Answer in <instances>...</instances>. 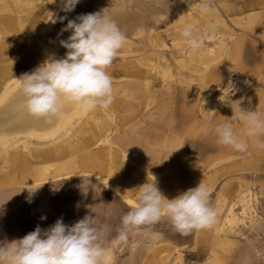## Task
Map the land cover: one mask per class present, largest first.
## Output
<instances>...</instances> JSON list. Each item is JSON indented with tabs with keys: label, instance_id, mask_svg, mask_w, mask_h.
<instances>
[{
	"label": "rangeland",
	"instance_id": "374dc122",
	"mask_svg": "<svg viewBox=\"0 0 264 264\" xmlns=\"http://www.w3.org/2000/svg\"><path fill=\"white\" fill-rule=\"evenodd\" d=\"M58 5L0 0V98L48 56L65 55L59 41L70 33H58L67 20L51 23L52 13L74 19L104 12L126 36L107 69L122 72L111 76L125 83H113L125 91H114L111 105H126V93L122 114H135L122 126L120 108L76 106L53 136L0 133V203L9 199L0 209V240L22 238L59 218L71 225L91 208L103 221L102 203H111L104 264H264V148L245 137L248 151L237 152L211 130L226 120L238 133L244 127L236 103L221 101L229 85L233 102L264 115V0H80L70 13ZM186 25L204 39L191 55L180 35ZM18 64L26 69L15 70ZM154 179L167 199L202 181L216 211L212 227L182 235L164 216L118 242L120 216L135 206L139 183Z\"/></svg>",
	"mask_w": 264,
	"mask_h": 264
},
{
	"label": "clouds",
	"instance_id": "9594fccd",
	"mask_svg": "<svg viewBox=\"0 0 264 264\" xmlns=\"http://www.w3.org/2000/svg\"><path fill=\"white\" fill-rule=\"evenodd\" d=\"M79 3L80 0H59L58 6L64 13H70ZM201 11L207 13V6H202ZM65 20L66 25L58 33V36L70 33L67 39L59 41L60 46L66 49L65 55L60 58L48 56L18 79L26 111L34 117L46 118L50 123L66 118L68 105L84 110L110 107L114 101V86L107 69L126 41L116 20L104 12L80 14L74 19L52 13L49 19L51 23H63ZM180 35L185 40L189 55L204 45L202 35H197L192 25L184 26ZM229 87L227 97L221 101L231 107L236 103L244 127L238 133L233 123L227 120L212 126L218 143L245 153L249 147L245 140L247 137L254 139L257 147L264 148V115L257 110L242 109L240 101L233 102L234 88L232 85ZM209 130L210 123L205 122L202 131L207 134ZM81 187L87 195L88 183L84 182ZM137 190L135 206L120 216V224L115 229V239L120 243H127L130 234H136L145 226L156 225L164 216L172 229L182 235L210 228L215 222L216 211L210 205L209 190L202 181L172 199L165 198L155 179L142 184ZM100 193L95 191V196L99 197ZM8 200L0 203V209ZM102 204L103 221L91 208L89 214L71 225L59 218L46 229L37 225L22 238L0 240V264H104L107 256L105 245L113 232V226L108 221L115 210L109 206L111 203Z\"/></svg>",
	"mask_w": 264,
	"mask_h": 264
},
{
	"label": "bare ground",
	"instance_id": "6f19581e",
	"mask_svg": "<svg viewBox=\"0 0 264 264\" xmlns=\"http://www.w3.org/2000/svg\"><path fill=\"white\" fill-rule=\"evenodd\" d=\"M24 69H26L24 65L15 68V70H20V72ZM19 86L20 82L15 85L14 92H6L0 98V133L4 136L2 138L10 139L9 134L15 130L29 132L27 134H33V136L38 137H40L38 134V131L40 130L46 131V136H53L55 134L53 130L66 124L71 117H73V114L75 115L74 110L76 105H68L66 107V118L54 120L51 123L48 122L46 118H39L30 115L24 107L25 98L19 91Z\"/></svg>",
	"mask_w": 264,
	"mask_h": 264
},
{
	"label": "crops",
	"instance_id": "0c3cea01",
	"mask_svg": "<svg viewBox=\"0 0 264 264\" xmlns=\"http://www.w3.org/2000/svg\"><path fill=\"white\" fill-rule=\"evenodd\" d=\"M219 43V45H223V43L222 42H218ZM20 66V65H19ZM25 66V65H24ZM107 71H110V70H107ZM111 72V71H110ZM119 72V71H118ZM121 73L122 72H119V73H117V71L115 70V72H114V70L111 72V73H109L110 75H112V76H115V75H121ZM135 73H137V72H135ZM137 75V74H136ZM113 83H115V85H119V84H121L122 85V87H124L123 86V84H125V83H123V81H121V82H113ZM116 86V87H117ZM115 87V88H116ZM121 91V93H123L124 91H125V89H123V90H121V87L119 88V89H114V91ZM127 92V91H126ZM134 92V95H139V86H136L135 85V90L133 91ZM125 97L127 96V94L125 93V95H124ZM124 97V101L123 102H125L126 103V105H124V104H122L121 106H119V107H117V106H115L114 104L113 105H110V109H112V110H117V108L120 110L119 111V113H120V124L123 126V125H125L127 122H129V120H131V117H133V115L135 114V113H130V114H127V113H124V114H122L123 113V111L125 110V107L127 106V100H126V98ZM126 100V101H125ZM122 103V102H121ZM203 138H204V135L202 136ZM214 138L215 139H217L218 140V137L215 135L214 136ZM193 153L195 154V153H197V151L195 150V149H193ZM128 179L129 180H135L132 176H128ZM124 183V182H123ZM142 184H144V183H139V186H141Z\"/></svg>",
	"mask_w": 264,
	"mask_h": 264
}]
</instances>
